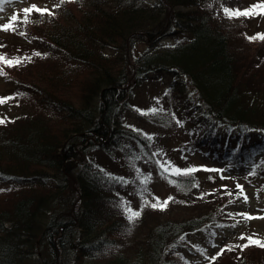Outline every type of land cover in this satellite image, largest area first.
Listing matches in <instances>:
<instances>
[{
  "label": "trees",
  "instance_id": "obj_1",
  "mask_svg": "<svg viewBox=\"0 0 264 264\" xmlns=\"http://www.w3.org/2000/svg\"><path fill=\"white\" fill-rule=\"evenodd\" d=\"M214 2L52 0L51 12L18 14L23 39L0 36L12 87L0 92V264H184L174 256L187 258L189 236L242 228L228 212L244 197L239 182L264 191V0L246 1L252 12L235 24ZM163 79L189 122L171 166L123 125L129 99ZM118 149L126 164L133 152L149 164L125 177L96 161ZM195 154L206 167L167 170L196 165ZM156 173L176 188L163 207L142 201ZM126 208L140 214L129 220ZM243 231L199 264H264L248 241L264 234Z\"/></svg>",
  "mask_w": 264,
  "mask_h": 264
},
{
  "label": "rangeland",
  "instance_id": "obj_2",
  "mask_svg": "<svg viewBox=\"0 0 264 264\" xmlns=\"http://www.w3.org/2000/svg\"><path fill=\"white\" fill-rule=\"evenodd\" d=\"M246 1L252 0H215L212 3V7L216 10L219 16L227 24H235L238 20L244 19L250 16L252 12ZM32 4L38 5L40 8L48 9L49 12L52 11V0H0V25L9 23V17H18V14H26L23 9L25 7H31ZM240 9L241 14L239 15H228L225 13L224 9ZM248 9V14H243V10ZM17 20V19H16ZM15 20V21H16ZM12 27L5 29L0 28V36H14L16 42L23 39L22 35L16 31L15 22L12 21ZM144 46L141 44L138 49L141 50ZM167 79L158 80L145 84L141 86L136 93L129 99L125 110L124 126L125 130H135L140 131L141 134L152 137L153 142V152L155 153V159L157 162L170 165L172 154L175 151L180 150L187 144V138L184 134L185 129L188 127L189 122L186 119H182L180 113L175 111V107L171 105V93L166 92ZM11 86L5 83L0 78V92L6 93L11 90ZM11 98H19L18 93L9 94ZM159 98L162 101L159 102ZM179 109V108H178ZM143 110V111H141ZM158 111L163 114V122L152 123L149 118L152 113H157ZM128 144V143H127ZM186 155V152L184 153ZM90 155V154H89ZM123 152L121 149L116 150L114 155H102L96 159L99 163L107 166L110 169H114L120 175L127 177L131 173L132 169L130 167L140 170L141 168L146 169L147 164H149L146 158H143L142 154L133 152L128 154V163L126 164L125 159L121 156ZM112 156V157H110ZM188 156V155H187ZM200 154H195L192 157L189 155L190 160L196 165H202V158ZM94 157V155L92 156ZM153 163V162H152ZM208 164H216L217 167L221 169L222 163H215L214 161L207 162ZM130 166V167H128ZM206 166V165H205ZM153 169V166H150ZM225 169H221L224 173ZM242 187L245 189L244 197L238 201L236 205H233L228 209L229 216L235 221H239L242 228L238 231L231 230L229 227L221 228L219 226H212L208 229L202 231L198 235H191L185 240L184 249H186L187 258H184L179 253L174 256L175 259L181 260L184 264H199L202 263L211 253L215 251L217 247L220 246L223 240H233L234 238H239L244 235L243 229L246 227L248 229V234H253L254 232L260 235L264 234V191L262 186L251 185L247 186L249 183L245 181H240ZM151 191L143 198V204L152 206L153 203H158L156 197L165 199L167 195L171 193H176V188L167 180L165 177L154 174L151 177ZM246 197V198H245ZM244 213H249L248 216H244ZM246 236V235H245ZM185 253V252H184ZM183 258V259H182Z\"/></svg>",
  "mask_w": 264,
  "mask_h": 264
},
{
  "label": "snow or ice",
  "instance_id": "obj_3",
  "mask_svg": "<svg viewBox=\"0 0 264 264\" xmlns=\"http://www.w3.org/2000/svg\"><path fill=\"white\" fill-rule=\"evenodd\" d=\"M253 7H255V6H253ZM33 10L38 11V12H41V13H44V12H46V11H49L48 9L40 8V7H39L38 5H36V4H32L31 7H25V8L23 9V11H24L26 14H27V13H30V12L33 11ZM224 11H225V13L228 14V15H239V14H241V11H242V10H240V9H235V10H233V9L225 8ZM243 14H248V9H244V10H243ZM17 18H18V17H16L15 15L12 16V17L10 18V20H9V23L4 24V25H0V28H5V29L11 28V27L13 26V25H12V21L16 20ZM23 19H24L25 21H27L28 16L25 15V16L23 17ZM256 35L259 36V37H261V38H264V33H257ZM253 38H255V37H249V39H253ZM0 59H3V56H2V55H0ZM4 62H5V63H8V64L19 63V58H13V59H11V60H5ZM0 99H3V98H0ZM141 111H143V110H141ZM169 164H171V162H169ZM162 167H164V166L162 165ZM197 167H206V166H204V165H191V166H189V167H187V168H178V167L173 166L172 168H169V169H167V170H168V171H175V172H177V173H181V172H182V173H189V172L193 171L194 169H196ZM238 187H239V185H238ZM171 198H172L171 196L168 197V199H171ZM245 198H246V197H245ZM156 201H158V203H153V204H152V207H163V206H165L166 203H167V200L160 202V198H159V197H156ZM125 211L130 213L129 216H128V219H129V220L134 219L136 216H138V215L140 214L139 210H137V209H127V208H126ZM243 215H244V216H248L249 213H244ZM241 235H243V234H241ZM248 241L251 242V243H257V244H259L260 246L264 247V240H253L252 237H248ZM244 246H245V245H241V247H244ZM218 254H219V253H217V255H218ZM213 258H215V257H213Z\"/></svg>",
  "mask_w": 264,
  "mask_h": 264
}]
</instances>
